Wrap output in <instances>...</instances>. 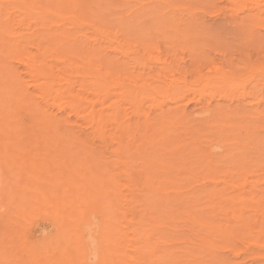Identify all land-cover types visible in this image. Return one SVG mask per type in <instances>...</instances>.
<instances>
[{
    "label": "bare ground",
    "instance_id": "obj_1",
    "mask_svg": "<svg viewBox=\"0 0 264 264\" xmlns=\"http://www.w3.org/2000/svg\"><path fill=\"white\" fill-rule=\"evenodd\" d=\"M237 2L235 4L239 9H246L248 5L250 10H255L254 18H259L264 12V5H261L264 2L259 0ZM83 4V0H0V168L7 171L8 183L12 177L16 179V185L23 183L19 193L13 188L9 189L12 199L8 207V219L12 221L4 226L7 235L0 240V264H211L208 254H201L203 250L209 251V244L197 242L191 235H172V230H175L170 216L166 215L170 195L183 204L187 201L182 207L194 206L192 210L181 212L188 222L210 230H221L223 225L219 222L236 219L246 201L257 204L253 203L256 195L253 192L264 178L263 181L250 180V174L261 171L264 175V163L256 162L258 157L248 162L249 158L246 161L242 154V157L237 156L239 154L229 156L232 160L229 158L230 162L226 160L221 164L219 160L222 162L224 158L220 156H215L220 158H217L218 164H214L210 157L200 161L202 155L206 157L216 148L214 144H204L207 146L204 149L206 154L201 155L199 163L197 160L187 161V154L190 152L192 155L191 150L187 151L190 148L188 146H195L189 134L193 135L197 130L193 131L189 124L191 118L186 112L187 104L179 105L188 89H185V84H182L184 88L179 86L183 74L180 76L177 72L180 81L178 75L175 78L179 82L173 81L179 84L172 85V65L166 61L167 57L162 60L159 56L148 58L154 60L155 65L160 64L151 78H145L148 75L145 71L136 72L134 68L147 62L142 61L143 55L140 56L138 49L133 50L132 45L122 39L117 31H111L104 22L96 20V17L101 16L98 13L87 9L91 16L81 14ZM145 7L143 16H146L144 19L147 22L154 16L148 18L150 10ZM135 18L137 21L142 20L139 19L141 17ZM168 20L172 22L171 17ZM108 49L126 55L125 58H130L126 61L132 67L117 64V56H113V53L110 55L112 51L109 53ZM202 63L204 65L206 62L202 60ZM177 66L186 71L181 64ZM142 67L146 66L138 68L143 70ZM150 67L152 69L154 66ZM198 69L196 71L194 68L196 72L202 68ZM228 71L220 74L217 69L220 75L216 76L201 72L197 76L194 73L199 77L198 81L204 80L202 86L206 90L215 89V86L219 88L220 91L215 89L217 94L212 93L213 90L208 91L212 97H218H213V106L210 95L206 96L207 99L210 97L209 102L202 101L204 94L208 93H203L204 88L193 89L191 85L193 96L187 95L189 99H185L189 102H199L201 99L199 103L204 102L205 106L200 114L207 113L210 116L214 113L215 116L221 109L218 101L231 96L228 93L230 90H227L229 97L224 90L230 87L217 86L222 81L223 85L229 86L228 82L234 79H230L234 70ZM161 73L170 77H163ZM251 77L248 75L247 78L251 80ZM247 78L243 81H248ZM233 85L236 86V81ZM222 88L225 94L221 92ZM255 88V91H261ZM187 92L191 93V89ZM239 92L241 95V91L235 93ZM246 93L254 94V91L248 89ZM248 94H245L246 97ZM254 98L255 102L259 101L257 97ZM146 100L149 109L142 106ZM247 100L249 98L245 102ZM253 103L249 101V105ZM241 108L244 109V106ZM248 108L251 111V107ZM254 108V111L249 112L255 115L251 119L261 124L257 115L264 116V106L261 110L263 113ZM226 109L229 110L228 107ZM233 110L231 112L235 113L237 107ZM241 110L240 115L243 114ZM178 122L184 124H178L184 131L173 134L175 130L172 129V123L177 125ZM252 131L245 136L251 135ZM260 131L262 135L263 130ZM253 134L256 137V133ZM258 136L259 139L255 141L258 142L257 146H261L264 144V134ZM246 138L241 144L243 149L249 142L252 144L251 138ZM208 139L204 138V141ZM195 140L199 144L203 139L200 142ZM94 141L99 142L101 147L98 148ZM132 148L135 151L130 155L128 152ZM121 154L129 155L122 160L118 156ZM135 166H139L141 176L132 171ZM121 176H125L123 183ZM139 180L143 189L136 188ZM246 185L251 186L248 187L250 190H245ZM123 187L128 188V192L125 193ZM136 190L145 192L137 194ZM199 200H203L201 209ZM137 207L140 209L137 210ZM248 226L252 228L251 224ZM183 237L181 243L176 242ZM172 245H202L203 250L193 251L188 247L176 250L178 247ZM225 256L219 253L217 258L212 257L211 260L217 264H230Z\"/></svg>",
    "mask_w": 264,
    "mask_h": 264
},
{
    "label": "rangeland",
    "instance_id": "obj_2",
    "mask_svg": "<svg viewBox=\"0 0 264 264\" xmlns=\"http://www.w3.org/2000/svg\"><path fill=\"white\" fill-rule=\"evenodd\" d=\"M259 1L262 3L264 2V0H259ZM83 2H84V4H83L82 8L80 9V10H83L81 12V14H83L84 16H91L90 13L87 11V9H90L93 12L98 13L101 16H100V18L96 17V20H101L102 22H104L106 27L109 28L111 31H113V32L117 31V33L120 35V37L122 39L124 38V40H126L127 42H129L132 45L133 50L138 49L137 52L140 54V56L143 55L142 57H144V58H142V61L143 62L147 61V62H146V64H142V65L143 66L145 65L146 66L145 68H147L148 70L145 69L144 67H142L143 70L138 68L139 66L140 67L142 66V65H139L137 67L138 63H136L137 65L135 64L137 69L134 68V70L135 71L137 70L139 72L145 71V73L147 72L148 75L146 74L145 78H146V76L151 78L153 76V74L155 72H157V71H155L158 69L157 66H160L159 63H158L159 65L158 64L155 65L154 60H149L148 59L149 57H154V56L158 57L159 56V57H161L162 60L164 59V57H167L168 59L165 58V59H167L166 61L170 62L172 65V69L174 71H176V73L174 71H172L173 72L172 78H174V79H172V81L174 80L176 82H179L181 73L184 75V76L183 75L181 76V79H182L181 84L174 83V81H173L172 85H176V84L178 85L179 84V86H181L182 84H185L186 85L185 89H187V88L191 89V93L189 92V94L187 92L188 89L185 91L186 92L185 98L188 97L189 95L193 96L192 95V88H190L192 86H193V89H196V88L197 89H199V88L205 89V87H203L204 86L203 85L204 80L202 81L200 79L198 81L197 79L199 77L198 78L196 77L197 74L198 75L200 74L202 69L203 70H202L201 74L206 73L205 75H208L207 73H210V74H213L214 76H216V74L220 75L221 73H224L225 70L226 71H228V70L233 71L234 70V72H231V74H230L232 76V77L230 76V79L231 78H234V79H231V80L229 79L230 80L229 82L227 81L228 84L230 83L229 86L223 85L224 81L221 82L219 79H216V80H219L221 82V83L217 84V86L220 85L218 87H221V85H222L224 88L225 87L231 88V89L230 88L229 89L222 88L221 92L223 94H225L224 93V90H225L227 97H229L230 95L232 97L230 96L231 98L229 97L226 100H225V98H223V99H221L222 101L221 100L218 101L219 102L218 106H220L221 109H223V111L220 109L219 112H217L218 114L215 113L216 114L215 116H213L214 113L211 114L213 117H211V115L209 116V114H207V113L206 114H200V113L204 109V106H205L204 102L205 101L209 102L211 100V99L209 100L210 97L211 98L214 97L215 99L218 98L215 95L212 97L210 95V93L208 92V91L212 92V90H213L212 93L217 94L215 89L219 90V88H217L216 86H215V89H212L213 88L212 87V88H209L210 90L205 89V91H203V93L206 91L208 92V93L204 94L205 97L202 94V96H203L202 101H204V102L201 104H202V106L204 105L203 107L199 103V102H202L201 99H199V98H198L200 100L199 102H195V101L189 102L190 100H188L189 99V97H188V99L183 98L184 100L182 99L181 102L179 103V105H181V106H183L184 103H185V105L187 104L186 106L184 105L186 107L187 115H188L189 119L191 118L193 120L192 121L190 119L191 122H189V124L191 123L190 125H192L193 131L197 130V132H194L195 134H193L195 137H193L192 133L189 134L191 136L190 140L195 141V146H193L192 144H190V146H188L190 148L187 151L189 152V150H191L192 155L190 152H189L190 154L189 153L187 154L186 157H187V159H189L187 161H192V162L194 161L195 162L197 160L199 163L200 161L207 160L210 157L211 160L213 158L212 162L214 164L215 163L218 164L219 162H220L219 164H221L223 162L225 163L226 160H228L230 162L229 156L235 157L236 156L235 154H239L237 156L242 157V155H243L244 159L246 157V159H245L246 161L249 158L248 162L250 160H254V159H256V157H258L259 160L257 158L256 162L262 161L264 163V144H261V146L259 144L257 146L258 142L255 141V140L259 139V138H257L258 134L260 135L258 137H261L264 134V132H263L264 131V123H263L264 122V120H263L264 116L261 117V116L257 115V119L260 120L261 124L260 123H254V121L251 119V117H253L255 115L252 114L253 115L252 116L249 113L252 110L253 111L255 110L254 107H256V110L258 112H260L263 109L262 107L264 106V93H263L264 92V89H263L264 85L262 86V84H264V12L262 14L260 13L261 15L259 16V18H256V17L254 18L253 13L255 10H253V9L250 10V7L248 5L246 6V9H243V10L239 9L238 6H236L237 4H235L236 0H83ZM238 2H239V0H238ZM147 4H148V6L149 5L150 6L148 7ZM261 5H264V3ZM145 6L150 10V12H149L150 14H148V16H149L148 18H151L152 15L155 17V18L153 17V19H149L148 20L149 22L147 21L148 23L151 22V24H147V22L144 19V18H146V16H143L145 13V12H143V7H145ZM140 8L142 10H140ZM153 8H155V10ZM100 9H102V11ZM151 10H152V12H151ZM146 14H147V12H146ZM150 15H151V17H150ZM131 16H132V18H131ZM135 17H141L139 19H142V20L137 21V20H135L136 19ZM167 17H169V20L167 19ZM170 17H171L172 22L169 23V22H167V20L170 21ZM163 18L164 19L166 18V20H164ZM193 18H194V21H193ZM143 19H144V21H143ZM165 21L167 22V24ZM189 21H190V24H189ZM175 25H177V26H175ZM165 26H167V27H165ZM135 46L137 48H135ZM111 51H110V49L107 50V52H109V53ZM147 53H149L148 54L149 56L147 55ZM111 54L113 56L115 55V57L117 56V59H116V61L118 60L116 62L117 64H123L126 67L129 66V68L132 67L131 63L127 62L130 58H128V57L125 58L126 55L123 56V54H121V53H120L121 55H119L118 51H115V52L112 51L110 53V55ZM126 59H127V61H126ZM195 59H197L196 60V62L198 61L197 63L194 61ZM208 59H210V60L208 61ZM202 60L206 63L208 61V63L207 64L204 63V65H203ZM238 60L239 61L241 60V62H239ZM119 61H121V62H119ZM150 61H153V62H150ZM183 62H185V63H183ZM192 62H194V63H192ZM209 62H210V65H208ZM180 64H181V67H183V66L185 67L186 73L184 72L183 69L181 70L178 68L177 65L180 66ZM185 64H188L190 67L188 65H185ZM148 66H151L150 68H152L153 66L154 67L152 69H149ZM193 66H195V67H193ZM197 66H198V68H202L199 72H196L197 70H199L198 68L196 69ZM202 66H204V67H202ZM133 67H134V65H133ZM174 67L177 70L174 69ZM213 67H215V68H213ZM189 68H190V70L192 68V72L189 70ZM194 68L196 71L194 70ZM210 68L215 69L216 71H213V73H212L211 72L212 69H211V71H209ZM220 68L222 71L220 70ZM153 69H154V71H153ZM217 69H218V72L220 74L217 72ZM249 71H251V72H249ZM252 71L254 72V74ZM177 72H179L180 76L177 74ZM214 72H217V73H214ZM194 73H196V75ZM162 75L164 77L166 74L163 73ZM167 75H166V77H170ZM177 75L179 77L178 78L179 81H177L178 79L175 78V77H177ZM248 75L249 76L252 75V77L250 78L252 81L249 80V78H247ZM253 75H254V77H253ZM256 76H257V79H256ZM160 78H161V80L163 79L162 76ZM195 78L198 82L195 80ZM246 78L250 82L243 81ZM161 80H159V82ZM255 80H257L259 82L255 81ZM186 81H187V83H186ZM194 81H195V83H194ZM235 81H236L237 87L233 85V84H235ZM251 82H254V83L257 82L259 84L255 83L256 84L255 85L252 83V85H251ZM188 83L190 86H188ZM244 84H246V86ZM260 85L262 88L259 87ZM210 86H211V84H210ZM251 86L252 87L254 86V87L252 88ZM181 87H183V85ZM255 87H257V88H255ZM207 88H208V86H207ZM239 88H244V89H239ZM254 88L261 90L262 93H261V91H259V92L257 90L255 91ZM235 89H237V90L235 91ZM248 89L250 91L253 90L254 94L246 93V92H248ZM199 90H196V92H198ZM214 90H215V92H214ZM227 90L228 91L230 90L231 93H230V91L228 92ZM244 90H246V92ZM237 91H241V95H240V92L235 93ZM227 92L229 93V96H228ZM255 92L260 93V95L262 96V98L260 97V99L262 101H260V99L258 98V96H260V95H257ZM242 94H243V97H242ZM245 94H248V96L253 95L252 96L253 98L256 94L257 96H255V98L257 97V99L260 101V104H258L259 101L256 100V102H257L256 103L252 97L250 98V96L249 97L247 96L249 98V100H247L248 102H245V100L248 99ZM207 95H210V97L208 99L206 98ZM233 95H235V96H233ZM239 95L241 96V98H239L240 97ZM235 97H238V98H235ZM214 98L212 99V101H210L211 106H213L215 104L213 102ZM243 98H245V100ZM195 99L196 98H194V100ZM234 99H235V102H234ZM242 99H243V101H242ZM187 100H188V102H186ZM239 100H241V101H239ZM236 101L238 103H240V102L242 104L244 103L243 104L244 109L241 108V107H243V106H241L242 104L240 103V105H239V104H237ZM249 101L251 103L253 101L255 104L253 103V105L252 104L249 105ZM229 102H231V103H229ZM148 103L149 102L146 100V102H144V104L142 106L143 107L145 106L144 108H146V106H147V109H149V107L147 105ZM225 103H226V106H225ZM256 104H257V106H255ZM230 105H232L233 107ZM167 106L168 105H166L165 108ZM245 106H248V107L250 106L251 111L249 110L248 107H245ZM227 107L229 110L226 109ZM230 107L232 109L231 111H233V112H234L233 109H235L237 107V111H235V113L231 112ZM257 107H259V108H257ZM147 109H144V110L146 111ZM258 109H260V110H258ZM239 110H241L240 111L241 114L243 113L242 115H240ZM244 110H248V111H246L248 113L247 115H245L246 112ZM263 112H264V109H263ZM235 114H238V116ZM192 115H194V116H192ZM198 115H200V116H198ZM232 115H235V116H232ZM243 115H244V117H243ZM245 116H247V117L245 118ZM239 117H242V118L239 119ZM198 118H200V120ZM241 119H245V120L241 121ZM259 120H257V121H259ZM199 121H200V123H199ZM215 121H217V122H215ZM214 122H215V124H214ZM180 123L181 122H178L177 125H176V123H172V129L175 130V131H172V133L173 132L174 133L175 132L176 133H182L184 131V129L181 126L179 128ZM222 123L224 124L223 125L224 127L221 125ZM181 124H182V126L184 125L183 123H181ZM194 124L199 126V129L197 128L196 125L194 126ZM229 124H231V125L229 126ZM216 125H218V126H216ZM238 125H239V127H238ZM253 125L255 127H253ZM174 126H175V128H177L176 126H178V128L175 129ZM232 126L235 127L236 129L233 128ZM245 126H247V127L245 128ZM194 127H195V130H194ZM228 127L232 128V129H230ZM251 127H252L253 131H252V129L251 130L249 129ZM258 127H260V128L258 129ZM181 128L183 130L180 131ZM205 128H206V130H204ZM243 129H245V131ZM246 129H248V130H246ZM261 129L263 130L262 135H261V131H260ZM177 130H179V131H177ZM249 131L256 133V137H254L255 134L250 132L251 135L253 134L252 136L248 135L249 138H251L250 140L252 141V144H251V142H249V144L246 145L248 147L244 146V149H243V147H241L242 146L241 144H243V142H245L247 140L246 137H248V136H245V135L249 134ZM234 133H235V135H234ZM212 134H214V135H212ZM203 135H204V137H203ZM206 135L210 139V141L207 137H205ZM173 136L174 135H172V138H173ZM221 136L224 138L221 139L222 138ZM179 137L182 138L183 136L180 134ZM204 138L208 139V141L207 142L204 141ZM195 139H197V141H199V142L202 139L203 140L199 144H197ZM215 139H217V140H215ZM184 140H186V142H189L188 139H184ZM211 141H213V142H211ZM94 142H97V141H94ZM230 142L232 143V146H231ZM233 142L235 145L233 144ZM225 143H229L230 145L225 144ZM95 144H94V146H95ZM99 144L100 143L97 142L96 146L101 147V145H99ZM135 144H137V143H135ZM204 144L207 146H208V144L209 145L214 144L213 147H216V148H214L213 151L211 153H209L212 155L209 156V154H208V156H206V157H204L202 155V154H204V149L207 147ZM199 145H201V146H199ZM236 145H238V146H236ZM249 146H251V147H249ZM100 147H98V148H100ZM229 147H231L232 149ZM233 147L234 148L236 147L235 149L238 151L239 150L241 151L243 149V152L242 151L241 152L235 151V149H233ZM195 148H197V150L194 151ZM224 149H225V151H224ZM259 149H260V151H259ZM222 150L225 153H223ZM249 150H251V151H249ZM129 151L130 152H128V153H130V155H131L132 152H134L135 150H133V148H132V151H131V149ZM106 152H107L106 154H108V150ZM213 152H214V154H213ZM230 153H232V154L230 155ZM240 154H242V155H240ZM127 155H129V154H125V155L121 154L118 156L122 157V160H124L125 156H127ZM201 155H202V159H201ZM213 155H214V157H213ZM256 155H258V156H256ZM215 156H220L221 159L223 157L224 161L221 162V160H219V162H218V159H220V158L215 157ZM204 158H206V159H204ZM228 161H227V163H228ZM250 162H252V161H250ZM0 169L2 170V168H0ZM1 170H0V240L7 235V234H5L6 229H4V226L8 222L12 221L11 219H8V216H10L9 212H8V207H9V203L12 199V196L9 194V189L13 188L16 192L19 193L21 190V187L23 186V183L16 185V179H14V177H12L11 182L8 183V180L6 179V177H8L7 171L2 170L4 172V173H2ZM132 171L136 172L137 175L141 176V171H140L139 166H135L134 168H132ZM258 173L261 174V171H257L253 174H250V176H251L250 180L261 179L263 181L264 175L261 174V176H260ZM255 174L257 175V177ZM219 175H220V173H219ZM124 177L125 176L120 177L122 183L125 180ZM139 178L141 179V177H139ZM261 180H260V182H261ZM238 182H240V181H237V183ZM249 186L246 185L245 190L246 189L250 190L248 188ZM258 187L260 188V190ZM136 188L143 189V186H141L140 180L138 181ZM250 188H251V186H250ZM256 188H257V190L255 189V192H253V193H256V195L254 197L255 201L253 200L254 202L253 201H251V202H253V203L256 202L257 204H255V205H257V207H255V205H252V203H249L246 201L245 206H242V207H244V209H241L239 211V213H237V216L235 217L236 219L230 218L229 222H224V221L219 222V220H217L221 226L223 225L221 230H213V228H211V230H210V229L201 227V225H199V224H192V223L188 222L182 216L181 212L186 210V209L192 210V209H194V206L191 204L190 206L188 205L189 207H187V206L182 207L183 205H185L187 203V201H185V203L183 204V202L181 203V201L172 198V195H170V197H169L170 205H169V209L166 211V215L170 216L169 219L172 221V228H174V230H175V231L172 230V235L173 234L174 235L179 234V235H183L185 237L191 235L193 237V239H195V241L209 244V246H208L209 251L205 250V252H204L202 245H172V246L178 247V249H176V250H183L186 247L192 249L193 251L203 250V252L201 251V254L202 255L208 254V257L206 255V257L208 258V262L211 261L213 264L215 262H213V260H211V258L212 257L217 258L219 253H220V255L222 254V256L226 255L225 259L227 261H229L230 264H233V263L234 264L235 263L236 264H264V213H263V211H264V181L261 182L260 185H256ZM183 190H184V188H183ZM123 191L125 193L128 192V188L123 187ZM144 192H145L144 190L143 191L136 190L137 194H142ZM259 192H260V194H259ZM250 195H251V193H250ZM203 200L198 201V202H200V204H199L200 209H201V205H202L201 202H203ZM215 202H217V201H215ZM135 204H137V203L135 202ZM202 207H204V205ZM138 209H140V208L137 207V210ZM192 213H193V211H192ZM249 224H251V226H252L251 229H249V226H248ZM154 236H156V234ZM185 237L178 239L176 242L181 243V241ZM227 244H230V245H227ZM229 246H232V247H229ZM229 248H233V249H235V251H231ZM254 252H255V254H253ZM257 252H259L260 254L258 255ZM215 253H218V255ZM212 254L217 255V257L213 256ZM231 259H233V260H231ZM215 264H217V263H215Z\"/></svg>",
    "mask_w": 264,
    "mask_h": 264
}]
</instances>
